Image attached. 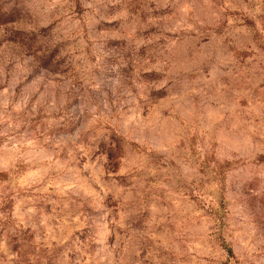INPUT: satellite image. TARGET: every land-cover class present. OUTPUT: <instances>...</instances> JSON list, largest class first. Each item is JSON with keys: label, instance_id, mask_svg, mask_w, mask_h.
Returning a JSON list of instances; mask_svg holds the SVG:
<instances>
[{"label": "rangeland", "instance_id": "1", "mask_svg": "<svg viewBox=\"0 0 264 264\" xmlns=\"http://www.w3.org/2000/svg\"><path fill=\"white\" fill-rule=\"evenodd\" d=\"M0 264H264V0H0Z\"/></svg>", "mask_w": 264, "mask_h": 264}]
</instances>
